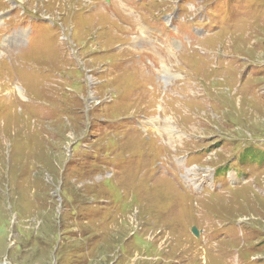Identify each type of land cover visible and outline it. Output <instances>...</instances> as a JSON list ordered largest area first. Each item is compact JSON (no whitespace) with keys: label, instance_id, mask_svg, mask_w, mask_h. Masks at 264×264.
Masks as SVG:
<instances>
[{"label":"rangeland","instance_id":"1","mask_svg":"<svg viewBox=\"0 0 264 264\" xmlns=\"http://www.w3.org/2000/svg\"><path fill=\"white\" fill-rule=\"evenodd\" d=\"M0 264H264V0H0Z\"/></svg>","mask_w":264,"mask_h":264},{"label":"water","instance_id":"2","mask_svg":"<svg viewBox=\"0 0 264 264\" xmlns=\"http://www.w3.org/2000/svg\"><path fill=\"white\" fill-rule=\"evenodd\" d=\"M192 232H193L194 234L198 235V232H197V230H196V228H195L194 226L192 227Z\"/></svg>","mask_w":264,"mask_h":264},{"label":"bare ground","instance_id":"3","mask_svg":"<svg viewBox=\"0 0 264 264\" xmlns=\"http://www.w3.org/2000/svg\"><path fill=\"white\" fill-rule=\"evenodd\" d=\"M161 129V128H160ZM171 138V137H170Z\"/></svg>","mask_w":264,"mask_h":264},{"label":"trees","instance_id":"4","mask_svg":"<svg viewBox=\"0 0 264 264\" xmlns=\"http://www.w3.org/2000/svg\"><path fill=\"white\" fill-rule=\"evenodd\" d=\"M194 62H195V60H194Z\"/></svg>","mask_w":264,"mask_h":264}]
</instances>
